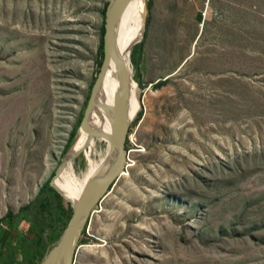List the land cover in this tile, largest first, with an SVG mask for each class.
<instances>
[{
  "label": "rangeland",
  "instance_id": "1",
  "mask_svg": "<svg viewBox=\"0 0 264 264\" xmlns=\"http://www.w3.org/2000/svg\"><path fill=\"white\" fill-rule=\"evenodd\" d=\"M112 1L0 0V218L59 173ZM149 2L129 52L126 169L94 207L75 264H264V0ZM55 191L59 221L32 209L8 227L41 235L18 264L43 263L62 236L71 205Z\"/></svg>",
  "mask_w": 264,
  "mask_h": 264
},
{
  "label": "bare ground",
  "instance_id": "2",
  "mask_svg": "<svg viewBox=\"0 0 264 264\" xmlns=\"http://www.w3.org/2000/svg\"><path fill=\"white\" fill-rule=\"evenodd\" d=\"M145 18L146 3L142 0L129 1L121 11L112 30L116 57L125 66L130 81L133 73L129 61V52L144 37ZM133 82L139 89L140 101V86L135 80ZM121 92L122 70L118 63L112 60L109 61L101 74L97 93L94 97L95 106L88 120L91 130L102 135L110 136L113 134L114 109ZM134 99L135 95L130 86V94L126 103V114L129 123L132 122L134 115ZM100 148L103 156L101 159L98 158L100 161H95L94 156ZM67 156V162L61 166L55 184L64 193L66 198L63 197L69 204H75L91 183L101 179L104 174L109 172L116 163L117 158L109 140L97 138L81 128ZM79 156L86 159V168L83 170L77 167L76 158Z\"/></svg>",
  "mask_w": 264,
  "mask_h": 264
},
{
  "label": "water",
  "instance_id": "3",
  "mask_svg": "<svg viewBox=\"0 0 264 264\" xmlns=\"http://www.w3.org/2000/svg\"><path fill=\"white\" fill-rule=\"evenodd\" d=\"M129 1L134 0H113L106 14L105 19V34H104V62L102 65L101 74L109 63V61L114 60L118 63L122 70V92L118 97L116 107L114 109V127L112 135H102L94 132L89 128L88 120L95 106L94 97L97 93V89L100 83L101 74L97 81L95 82L90 98L87 103V107L84 113V117L81 121L80 128L89 132L91 135L97 138L107 139L111 142L113 149L116 152V163L112 169L104 174L101 179L91 183L81 194L80 198L75 204L71 205V216L68 224L58 240L57 244L54 246L53 250L47 256V258L41 264H75V252L79 246V236L87 226L89 218H91V213L94 207L106 197L109 193V189L114 184V182L119 179L126 169V161L128 160V149H127V139L129 137L130 123L128 122L126 114V103L130 94V76L126 71L125 66L119 62L116 57L114 46H113V26L118 20V17ZM146 3V18L144 21V31L147 26V7L149 0H142ZM77 137V134H76ZM75 137V139H76ZM74 139V141H75ZM73 141V143H74ZM72 143V144H73ZM70 151V150H69ZM68 151V153H69ZM68 155V154H67ZM66 156L63 163L67 162ZM61 165V166H62ZM58 174L54 176L50 185L54 187L62 196L66 198L64 193H62L55 184V179Z\"/></svg>",
  "mask_w": 264,
  "mask_h": 264
},
{
  "label": "trees",
  "instance_id": "4",
  "mask_svg": "<svg viewBox=\"0 0 264 264\" xmlns=\"http://www.w3.org/2000/svg\"><path fill=\"white\" fill-rule=\"evenodd\" d=\"M148 4H149L148 7L150 8V2ZM141 45L142 44H140V47ZM101 53L103 55L102 61H104V41L102 42ZM102 61L100 62V64L102 63L101 68L103 65ZM133 61L134 64L137 66L138 61L136 59L135 53L133 54ZM135 80L140 85L139 80L137 78H135ZM142 115H143V110H140L137 114L136 122L141 119ZM77 132L78 130L77 131L75 130L72 133L68 146L66 148V152L69 149V147L72 145ZM130 133H131V129L129 130V134ZM128 144L129 141L127 142V147ZM53 193L55 194L56 197L58 196V193L50 185V183H47L46 186L39 192L34 202H32L29 206L20 209V214L28 215L30 214L32 209H38L46 213L48 216H50L52 220L59 221L61 218V207L59 204L56 203L55 199L53 198L52 195ZM20 214H14L12 211H9L3 218H0V264H18L21 261L20 259L22 258V255L25 253L24 247L27 245L28 246L32 245L33 241L35 242L41 241L40 240L41 235L38 233H35L31 240L25 238L23 235H14V236L12 235L13 233L11 229L10 230L8 229V227L13 228L15 225L14 228H16L21 223L20 221H17V219L19 220L20 218ZM37 216L38 217L36 219L44 224V218L42 217V214H37ZM86 227L84 228L82 233H85ZM82 244H86L85 240L80 239L79 245Z\"/></svg>",
  "mask_w": 264,
  "mask_h": 264
},
{
  "label": "crops",
  "instance_id": "5",
  "mask_svg": "<svg viewBox=\"0 0 264 264\" xmlns=\"http://www.w3.org/2000/svg\"><path fill=\"white\" fill-rule=\"evenodd\" d=\"M43 217V216H42ZM35 221H33V223L36 225V223L37 222H39L38 220H36V218L34 219ZM44 223H45V220H44ZM35 225H34V227H35ZM46 225L45 224H43L41 227L42 228H44ZM28 229V232H29V230H31L32 232H33V228H31V225H29V228H27ZM39 229H41V228H34V231H36V230H39ZM19 233H20V230L18 231ZM18 235H22V234H18ZM28 235V234H27Z\"/></svg>",
  "mask_w": 264,
  "mask_h": 264
}]
</instances>
